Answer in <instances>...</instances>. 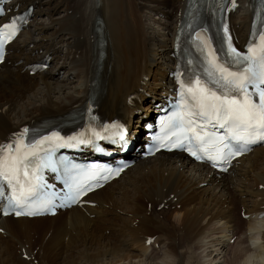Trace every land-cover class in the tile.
Returning <instances> with one entry per match:
<instances>
[{
	"label": "bare ground",
	"instance_id": "obj_1",
	"mask_svg": "<svg viewBox=\"0 0 264 264\" xmlns=\"http://www.w3.org/2000/svg\"><path fill=\"white\" fill-rule=\"evenodd\" d=\"M40 1L13 0L17 12L36 8L0 64V146L29 124L82 110L95 92L101 119L141 131V118L172 86L186 0ZM235 4L233 32L245 41L252 0ZM59 5L65 15L54 17ZM47 54L49 69L30 74L26 66ZM263 212L264 146L236 159L227 174L182 153H159L54 217H1L0 264H212L222 257L264 264Z\"/></svg>",
	"mask_w": 264,
	"mask_h": 264
},
{
	"label": "snow or ice",
	"instance_id": "obj_2",
	"mask_svg": "<svg viewBox=\"0 0 264 264\" xmlns=\"http://www.w3.org/2000/svg\"><path fill=\"white\" fill-rule=\"evenodd\" d=\"M17 30L15 20L0 29V61L3 60V46L15 37ZM224 31H228L227 27ZM196 39L201 42L200 51L206 54L205 72L208 79L205 81L197 76L188 84L181 81L180 110L167 118L168 126L176 129L172 136H176L177 140L172 147L187 146V150L197 159H207L214 163L229 162L230 157L250 151L249 145L264 141V34L258 36V43L253 42L246 53L240 52L232 45L229 35L227 55L230 60L225 61L229 67L218 62L217 51L210 39L200 33L196 34ZM231 66H237V70H230ZM209 127L224 129L225 134L218 135L216 131H209ZM94 135L100 137L99 133ZM27 136L28 129L25 128L14 141L0 146V197L4 196L3 182H7L12 188V194L8 197V208L3 210L4 215L9 214V210L17 216L35 215L37 211L51 204V201H43L41 209L26 213L17 210L36 194V186L31 180L40 181L41 178L36 175L40 167L58 170L51 156L46 163L31 168L32 159L37 157L41 150L47 151L41 149V145L50 141H62L64 144L71 141L80 144L92 142L79 136L64 140L58 133H53L28 144L25 143ZM193 146L198 151H193ZM233 148L236 151H233ZM62 167L66 176L73 171L72 168ZM224 171H227V168ZM116 174L119 175V172ZM83 175L85 179L92 180L98 173L92 169ZM69 178L72 183L68 185L69 193L65 197L67 201L77 203L80 197L93 190L91 186L85 188L80 173ZM103 179L107 180L108 176ZM148 243H151V240Z\"/></svg>",
	"mask_w": 264,
	"mask_h": 264
},
{
	"label": "rangeland",
	"instance_id": "obj_3",
	"mask_svg": "<svg viewBox=\"0 0 264 264\" xmlns=\"http://www.w3.org/2000/svg\"><path fill=\"white\" fill-rule=\"evenodd\" d=\"M49 3H51V5H48ZM55 3H57V1L56 2H51L50 0H41L40 2H39V4H37V6H39V5H43L44 7L45 6H54L55 5ZM35 8H36V6H35ZM56 9V10H55ZM80 10H83V7H80L79 8ZM53 13H54V17H62V16H64L65 15V10H64V7H63V5H59L58 6V8H54L53 10ZM46 14L45 15H43L42 17H43V19L46 21V22H49L50 20H49V17H48V13L47 12H45ZM150 14L151 15H153V16H159L158 15V13H153V12H150ZM47 15V16H46ZM66 50H67V54H68V49L67 48H62L61 49V53H64L63 55H67L66 54ZM63 51V52H62ZM54 63V62H53ZM161 68H159V70H160ZM71 80H74V77L73 78H71ZM62 83L64 84L65 82H64V80L62 81ZM146 112V111H145ZM138 127H139V129H140V125L138 124ZM20 128V127H19ZM243 216H244V214H242ZM237 241H239V239L238 240H236V241H234V239H231L230 240V245H235V244H237ZM255 240H251V242L250 243H252L253 244V242H254ZM236 242V243H235ZM255 243H256V241H255ZM255 243H254V245H255ZM257 243H258V241H257ZM230 245H229V247H230ZM253 245V246H254ZM219 259V258H218ZM220 261H214L212 264H215V263H217V264H226V258L225 257H222L221 259H219ZM194 264H198L197 262H195Z\"/></svg>",
	"mask_w": 264,
	"mask_h": 264
}]
</instances>
